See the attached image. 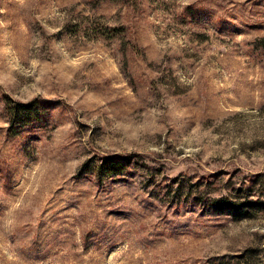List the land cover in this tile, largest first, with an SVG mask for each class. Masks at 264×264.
<instances>
[{"label": "rangeland", "instance_id": "rangeland-1", "mask_svg": "<svg viewBox=\"0 0 264 264\" xmlns=\"http://www.w3.org/2000/svg\"><path fill=\"white\" fill-rule=\"evenodd\" d=\"M0 264H264V0H0Z\"/></svg>", "mask_w": 264, "mask_h": 264}, {"label": "trees", "instance_id": "trees-1", "mask_svg": "<svg viewBox=\"0 0 264 264\" xmlns=\"http://www.w3.org/2000/svg\"><path fill=\"white\" fill-rule=\"evenodd\" d=\"M12 115L15 118L14 122H17L18 123L21 121V120H24L26 118H28L30 121L29 123H31L33 120H35V116H37L36 114V108H34V106L32 105H17L15 107H13L12 109ZM18 118V119H17ZM104 170H106L107 173H114L115 172V169L113 168V165H109L107 167V165H105L104 167H102Z\"/></svg>", "mask_w": 264, "mask_h": 264}]
</instances>
